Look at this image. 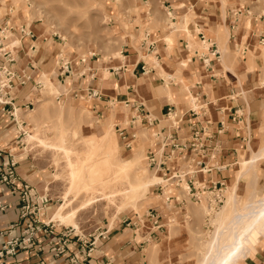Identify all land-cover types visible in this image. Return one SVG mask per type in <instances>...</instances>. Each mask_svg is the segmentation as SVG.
Instances as JSON below:
<instances>
[{"label":"crops","instance_id":"0c3cea01","mask_svg":"<svg viewBox=\"0 0 264 264\" xmlns=\"http://www.w3.org/2000/svg\"><path fill=\"white\" fill-rule=\"evenodd\" d=\"M136 3L139 19L123 42L119 57L92 55L70 60L61 58L51 36L27 24L19 10L0 0V11L5 10L0 19L12 28L11 39L19 46L13 67L21 77L28 78L24 85L15 81L13 107L26 114V107L30 110L39 104L42 77L46 75L56 88L57 100H85L104 125L111 123L116 132L123 130L129 141L128 145L124 143L125 149L131 150L137 134L146 132L150 140L146 158L151 153L162 156L167 159V168L185 174L196 169L195 175L185 178V183H192L189 186L193 192L214 184H224L225 190L234 186L243 163L264 147V0ZM25 26L33 39L18 35L19 28ZM93 93L97 96L92 97ZM12 122L0 107V150L4 153L0 165L14 158L16 184L30 186L35 198L46 196L49 202L44 217H51L61 202L54 174L30 154L22 153ZM194 138L202 147L200 153L192 148ZM175 144L186 149L178 151ZM255 168L253 174L238 180V189L243 184L247 189H257L264 181V158ZM154 175L162 183L153 186L154 191L164 202L163 207L152 210L159 214L162 228H155L147 219L142 227L134 229L128 223L139 217L126 215L113 225L100 226L92 235L99 238L89 264H179L180 238H169L167 219L171 215L179 219L190 216L198 203L186 191L188 185L177 188L164 182L167 177L162 171ZM169 188H174V194H166ZM6 200L10 208L0 212V229L19 220L17 198ZM36 240L44 243L42 255L20 254L13 261L65 263L54 256L56 237L40 233ZM69 250L75 252L78 247L72 243ZM249 264H264V256Z\"/></svg>","mask_w":264,"mask_h":264},{"label":"rangeland","instance_id":"374dc122","mask_svg":"<svg viewBox=\"0 0 264 264\" xmlns=\"http://www.w3.org/2000/svg\"><path fill=\"white\" fill-rule=\"evenodd\" d=\"M6 1H8V4L11 3V5L15 7L14 9L20 11L21 17L27 24H34L39 29L43 30L45 34L51 36L52 41L57 42V52L62 56L61 58L68 57L70 60L89 58L92 55H96L97 58L119 57L122 44L126 37L132 33V28L134 24H137L140 14V8L136 0ZM4 13L5 10L3 9L0 11V16ZM80 106L86 107V111H79L78 108ZM61 109H63V114L58 116ZM38 110V114H31L29 112ZM28 116L29 119H27ZM30 118L37 119V124L30 122ZM20 122L24 123L23 128H26V130L28 129V132L21 130V128L19 129L16 123L12 122V124L16 126L15 138H17V142H19L18 148L21 149L22 153L25 155L30 154L31 158L39 163L43 169L51 170L54 174V178L58 174L59 177L55 178V186L59 188L61 197H64V193L70 185L68 181L69 170L66 166V156L63 153L42 147L37 141L27 142V134L25 133L30 135L31 133L34 134L37 131H41L43 136L52 138L56 133L62 132L73 147V153L75 155H72L71 159L75 161L78 154H80L79 157L83 156L81 158L86 157L85 152L88 148L86 141L90 138L99 141V139L102 138L104 134V123L93 113L87 101L82 99H69L68 102L65 103V101L57 100L55 95H51L48 98H43L42 95V100L39 104L28 110V113L26 112V114L20 115ZM29 125L31 126L29 127ZM113 134L118 143L120 159L122 161L131 160L134 157V152L136 150H141L142 166L147 169L148 176H155L154 172L149 169L146 160V150L150 146V140L146 132L137 134L136 142L132 145L131 150H127L123 147L125 146V141L121 140L114 126ZM19 135L20 137L18 138ZM99 153L100 152H96V154ZM55 162L56 164H54ZM250 174H252V172L244 176H249ZM110 175L111 174L104 175L105 177L103 176V179H107ZM96 181L90 185L93 189L89 188V190H85L80 186L79 190H77L79 192H75L70 196L73 200L72 208H80V205L89 197L93 196L100 198L101 194L94 188L98 186L96 189L101 191V182ZM159 184H162L161 181ZM256 188L257 189H247L243 184L238 189L237 194L243 202L252 190L259 192V195H264V181ZM83 189L84 191H82ZM228 189L224 190L223 204L213 214L209 213L206 201L203 200L202 203L193 205V211L190 216L179 219L171 215V217L167 219V226L170 230L169 238L172 239L174 236L180 238L181 250L177 258L179 264H200L202 258L209 254L211 249L210 243L214 233L218 228L222 229L225 227L231 219V213H229L225 216L221 224L220 222L218 223L219 215L227 202ZM149 190L145 203L137 210L129 208L119 212L118 207L122 204L121 197L111 204L102 197L98 203L80 211L73 222H68L66 224L51 223H54L58 230H61L62 227L75 228L77 234L86 238L93 235L98 227H102L105 224L113 225L120 217L125 215L132 219H134V216H138L144 224L145 220H143V217L145 214L152 209H158L159 206L163 207L164 202L162 198L158 197L160 194L154 191V187H151ZM168 192L174 194V188H169L166 194H168ZM63 203L64 199L61 198V202L58 206ZM45 218L46 217H44V219ZM75 224L77 227H75ZM138 241H141L140 237ZM261 256H264V238L262 239V237L258 242V248L255 254L248 257L245 263L249 264L251 260H257Z\"/></svg>","mask_w":264,"mask_h":264},{"label":"bare ground","instance_id":"6f19581e","mask_svg":"<svg viewBox=\"0 0 264 264\" xmlns=\"http://www.w3.org/2000/svg\"><path fill=\"white\" fill-rule=\"evenodd\" d=\"M262 53L264 56V51H262ZM42 78L44 79V88L41 92L43 98H48L56 94V88L47 80L48 77L43 75ZM190 100L192 101V99ZM78 109L79 111H86V107L84 106H80ZM62 110L63 109H61L58 116L63 114ZM29 112L31 114H38L39 110ZM21 114H23L21 111H16L15 113L16 122L19 124ZM27 119H29V116ZM29 121L37 124L38 120L30 118ZM30 126L31 125H29V127ZM20 128L28 132V129L26 130L23 126ZM25 134H27V142L37 141L39 145L48 150L63 153L67 159L66 166L69 170L68 181L70 185L64 193V197H61L64 199V203L57 207L54 213L51 214V217L45 219L41 218V221L44 223L56 222L59 224H66L68 222H73L80 211L98 203L102 197L108 200L110 204L121 197L122 204L118 207L119 212L129 208L137 210L145 203L146 197L150 191L149 189L156 186L161 181V179L156 176H148L147 169L142 166L141 150H136L131 160L122 161L120 159L118 143L114 137L113 125L111 123H106L104 125V134L99 141H96L94 138H90L86 141V145L88 146L85 152L86 157L81 158L83 156L79 157L80 154H78L75 161L71 159V156L75 155L73 153V147L62 132L56 133L52 138L43 136L41 131H37L34 134L31 133L30 135H28V133ZM29 146L31 147L30 143ZM96 152L100 153L96 154ZM261 158H264V147L257 154L252 155L251 161L243 163L242 171L237 177V182L228 189L227 202L219 215L218 223L220 222L221 224L225 216L229 213H231V219L225 227L216 230L210 243V252L207 256L202 258L200 264H246L245 260L255 254L260 238H264V195H259V192L252 190L243 202L238 196L237 190L238 180L249 172L253 174L256 169L255 164ZM54 164H56V162ZM109 174L111 175L109 177L107 176L108 178L106 177L107 179L104 180V175ZM58 177L57 174L55 178ZM94 181L101 182V191L96 189L98 186H94L96 187L94 189L101 194L100 198L93 196L89 197L80 205V208H72L73 200L70 196L75 192H79L77 190H79L80 186L85 190H89V188L93 189L90 185L94 183ZM84 189L82 191H84ZM75 227H77L76 224Z\"/></svg>","mask_w":264,"mask_h":264},{"label":"built area","instance_id":"2783aa9c","mask_svg":"<svg viewBox=\"0 0 264 264\" xmlns=\"http://www.w3.org/2000/svg\"><path fill=\"white\" fill-rule=\"evenodd\" d=\"M11 31L12 28L5 26L0 19V107L2 108V112L11 118L20 129V127L24 126V123L20 122L19 124L16 122V109L13 107V94L16 88L15 81L18 80L19 85H24L28 78L21 77L19 72L13 67L15 62L14 54L19 46L15 45V41L11 39ZM19 32L20 34L18 35L23 38L33 39V35L28 30V26L19 28ZM263 42L261 40V43ZM66 67L67 64L64 63V70L67 69ZM96 96L97 94H92V97ZM25 109L29 110V106ZM117 133L121 140L125 141L128 145L129 141H127V136L124 134V131L118 130ZM192 141V148L196 153H200L202 150L200 143L196 138L192 139ZM173 147L178 151L186 149V146L178 144L173 145ZM2 154L4 153L0 150V157ZM146 160L149 169H152L155 173H159L160 171L164 172V176L167 177L164 182H171L177 188L187 186L188 184L185 183V178L189 174H196V169H193V172L189 171L188 174H185L177 172L174 168H167V159L162 158V156L157 157L152 153L148 154ZM198 165L200 163L196 164V166ZM15 168L16 162L12 157L3 160L0 165V212H5L10 208V204L6 200L7 197L17 198V202L19 203V220L6 229H0V239H7L2 243L0 242V264H20L13 261L20 254L27 256L42 255L44 243L36 240L37 235L40 233L58 239L57 244L53 248L54 256L57 260H66L64 264H89L99 237L94 238L92 235L88 236V238L82 237L76 233L75 228L62 227L61 230H58L57 227H54V223L42 222L41 218H44V208L48 204L49 199L46 196L35 198L34 190L26 184H20L18 186L16 184ZM207 171L205 172L207 173ZM189 185H192V183ZM189 185L186 187L188 194L198 204L205 200L209 213H215L223 204L224 184H214L210 187L202 186L194 192L190 189ZM158 186L160 187V184ZM167 197L166 195L165 198ZM169 199L170 197L167 198V200ZM147 219L152 222L155 228H162L159 225L161 218L156 211L150 210L143 217V220ZM142 224L143 221L137 219L136 222L128 223V226L131 225L132 228L137 229L142 227ZM19 229H21L20 234L16 237L15 233ZM72 243L78 247V250L75 252H70L69 250V245Z\"/></svg>","mask_w":264,"mask_h":264}]
</instances>
